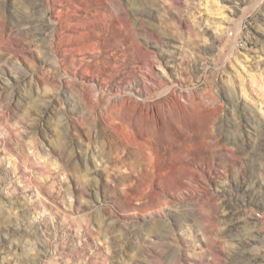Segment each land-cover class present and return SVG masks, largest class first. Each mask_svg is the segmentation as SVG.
I'll list each match as a JSON object with an SVG mask.
<instances>
[{
  "label": "rangeland",
  "instance_id": "1",
  "mask_svg": "<svg viewBox=\"0 0 264 264\" xmlns=\"http://www.w3.org/2000/svg\"><path fill=\"white\" fill-rule=\"evenodd\" d=\"M263 236L264 0H0V264H263Z\"/></svg>",
  "mask_w": 264,
  "mask_h": 264
},
{
  "label": "built area",
  "instance_id": "2",
  "mask_svg": "<svg viewBox=\"0 0 264 264\" xmlns=\"http://www.w3.org/2000/svg\"><path fill=\"white\" fill-rule=\"evenodd\" d=\"M231 40L232 44L237 48V49H245L249 46L250 40H241V33H231ZM260 256H262V262L264 264V241H261L260 244Z\"/></svg>",
  "mask_w": 264,
  "mask_h": 264
},
{
  "label": "bare ground",
  "instance_id": "3",
  "mask_svg": "<svg viewBox=\"0 0 264 264\" xmlns=\"http://www.w3.org/2000/svg\"><path fill=\"white\" fill-rule=\"evenodd\" d=\"M251 37L249 34L241 33V40H250ZM262 241H264V236L262 238Z\"/></svg>",
  "mask_w": 264,
  "mask_h": 264
}]
</instances>
